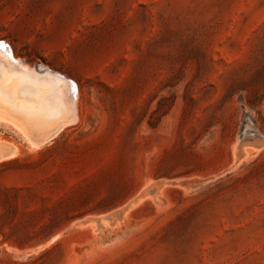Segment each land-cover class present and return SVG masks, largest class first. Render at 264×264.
<instances>
[{"label":"rangeland","instance_id":"374dc122","mask_svg":"<svg viewBox=\"0 0 264 264\" xmlns=\"http://www.w3.org/2000/svg\"><path fill=\"white\" fill-rule=\"evenodd\" d=\"M64 7L0 0V95L61 105L62 79L75 118L34 133L0 109V264H264V0ZM70 22L66 53L15 49Z\"/></svg>","mask_w":264,"mask_h":264},{"label":"bare ground","instance_id":"6f19581e","mask_svg":"<svg viewBox=\"0 0 264 264\" xmlns=\"http://www.w3.org/2000/svg\"><path fill=\"white\" fill-rule=\"evenodd\" d=\"M0 48H3L4 50L6 49V50H8V48H7V46L4 44V43H1L0 42ZM0 53H1V49H0ZM3 56V55H2ZM10 56V53H9V55H8V57ZM12 57V56H11ZM13 58V57H12ZM8 59V63H14L13 61L15 60H13V59H11V58H7ZM17 61H19V60H17ZM7 63V64H8ZM17 64V63H16ZM14 64L15 66H18L19 64ZM4 66V65H3ZM5 66H6V64H5ZM4 66V67H5ZM20 66H22V65H20ZM7 68H8V65L6 66ZM11 67V66H10ZM25 69H27L26 67H25ZM25 69H23V70H25ZM29 69V68H28ZM4 70V69H3ZM28 71L26 70V72L24 73V74H26ZM4 74H5V72H3ZM31 73H32V71H31ZM30 73V74H31ZM35 73V72H34ZM17 74H19V73H17ZM23 74V73H22ZM29 74V73H28ZM33 74V73H32ZM36 74V73H35ZM7 75V73L5 74V76ZM1 76V75H0ZM13 76H15V75H13ZM30 76H34V75H30ZM38 76V74H36V78H38L37 77ZM42 76V75H41ZM3 77V76H2ZM35 77H33V78H35ZM6 78V77H5ZM20 78V77H19ZM23 78H25V77H23ZM42 79H38L37 81H35L36 82V84H37V86L40 88V89H46V90H48V88H50V85H51V81L52 80H49L48 81V79H50V78H53V77H50L49 75H44V76H42L41 77ZM56 79H57V76L55 77ZM0 79H2L1 77H0ZM7 79V78H6ZM14 79H16V76H15V78ZM18 79V78H17ZM4 80V79H3ZM62 79H58L57 80V82L59 83L60 82V85H57V86H54L53 88L55 89V90H57L58 89V95H57V98H58V100H59V102H61V105H59L58 103V105L59 106H57V104L56 103H54L53 101V103L51 104V106L50 107H46V105H47V103L50 101V100H48L47 101V103L46 102H44L43 104H45L46 103V105H45V107L46 108H44V106L43 107H41V106H39V105H41V102H39L40 100H39V98H38V100H36V102L38 103H30V102H28V100L29 99H31V97H32V99H33V94H34V90L32 89V87H29V86H24L23 87V97H25L26 99H25V101H23V102H20V103H18V102H16V103H14V101H13V103H11V102H8L7 101V99H5L2 95H0V109H3L4 111L6 110V111H8V112H10L11 113V110H10V108H14V111H17L18 113H19V117H18V114H16L17 115V117L21 120V122L23 123V125H22V127L24 128L23 130L24 131H35L34 129H42V130H56V129H58V128H60L61 126L63 127V125L67 122V121H70V120H72V119H75V118H73L74 117V111H73V97L72 98H70V100L68 101L66 98H64V92L66 91V90H64V86H63V82H65V80H63V81H61ZM11 81H12V77H11ZM28 80H26V82H27ZM4 82V81H3ZM6 82H8V79H7V81ZM13 82H15L14 80H13ZM30 82V81H29ZM9 83V82H8ZM68 83V82H67ZM13 84V83H12ZM16 84H19L18 82H15L14 84H13V86H12V88L11 89H13L12 91H13V93L12 94H14V87L16 86H18V85H16ZM8 85V84H7ZM22 85V84H21ZM2 86V85H1ZM40 86H42V88L40 87ZM0 88H2V87H0ZM4 88V87H3ZM2 88V89H3ZM6 89H7V87H5ZM11 89H10V91H11ZM18 89V88H17ZM54 89H53V92H55L54 91ZM66 89V88H65ZM9 90V89H8ZM7 90V91H8ZM50 90V89H49ZM52 90V89H51ZM4 91H6V90H4ZM4 91H1V92H4ZM38 91V90H37ZM73 91V90H72ZM48 92H50V91H48ZM52 92V91H51ZM69 92V91H68ZM16 93V92H15ZM39 93V92H38ZM44 93H46V92H44ZM1 94V93H0ZM29 94L31 95V96H29ZM40 94V93H39ZM54 94H57V93H54ZM53 93H52V95H54ZM17 94H15V96H16ZM36 95V94H35ZM18 96V95H17ZM55 96V95H54ZM43 97H46V96H44L43 95ZM43 97H41V98H43ZM49 97H51L50 95H49ZM48 97V98H49ZM68 97V96H67ZM17 98V97H16ZM37 98V97H36ZM69 98V97H68ZM18 100H19V98H17ZM16 99V100H17ZM50 99V98H49ZM52 99H54L53 97H52ZM15 100V99H14ZM47 100V99H46ZM9 101H12V100H9ZM21 101H22V99H21ZM45 101V100H44ZM40 103V104H39ZM49 103H51V102H49ZM71 104V105H70ZM12 111H13V109H12ZM12 114V113H11ZM13 114H15V113H13ZM10 117V116H9ZM70 119V120H69ZM69 124V123H68ZM21 127V128H22ZM46 131V132H47ZM36 132H38V131H36ZM49 132H51V131H49ZM56 132V131H55ZM35 133V132H34ZM39 133H42L41 131L39 132ZM52 134V133H51ZM54 134V133H53ZM40 135H42V134H40ZM45 135V134H44ZM46 136H49V135H46ZM44 136L42 135V138H43ZM47 138V137H46ZM45 139V138H44ZM12 152H13V148L11 147V146H9V145H6V144H0V159L1 158H4V157H6V156H8V155H11L12 154Z\"/></svg>","mask_w":264,"mask_h":264},{"label":"crops","instance_id":"0c3cea01","mask_svg":"<svg viewBox=\"0 0 264 264\" xmlns=\"http://www.w3.org/2000/svg\"><path fill=\"white\" fill-rule=\"evenodd\" d=\"M50 2L53 3H59V2H63L65 7H64V11L66 12H73L74 9L73 8H68L66 7V5H72L75 3V0H50ZM89 0H86V3H88ZM69 18L71 19L72 16H69ZM75 26L77 27V25H74L72 22L70 23H65L64 27L66 28L65 32H64V37L63 39L58 42L57 40H52V38H49L48 35L50 33H57L56 29H54V27H52L50 29V31H48V29H46L45 27H43L41 24L36 23L35 27L33 28V32L31 35L27 34L25 36V38L18 36V32L19 30H17V39L13 40L15 49L17 51H20L21 49H23L24 46L29 45L30 48L32 47V50L34 51V53H39V54H43V55H48L49 53H51V51L53 50H63L66 53V50H69V47H71V45L73 44V36H74V28ZM29 31V29L27 30V32Z\"/></svg>","mask_w":264,"mask_h":264}]
</instances>
